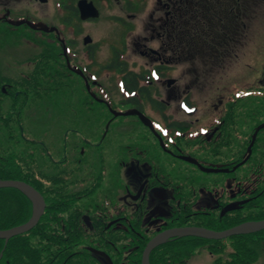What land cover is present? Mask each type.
Returning a JSON list of instances; mask_svg holds the SVG:
<instances>
[{"label":"flooded vegetation","instance_id":"af4514ba","mask_svg":"<svg viewBox=\"0 0 264 264\" xmlns=\"http://www.w3.org/2000/svg\"><path fill=\"white\" fill-rule=\"evenodd\" d=\"M80 1L83 0H0V37L27 25L31 35L44 34L46 38L57 40L63 58L61 64L68 68L63 72L64 77L73 75L84 84L86 107L95 102L101 111H108L111 115L102 125L105 128V135L100 137L103 141L93 144L85 136L80 153L89 152L95 145L94 148L100 152L101 169L107 178L111 176L112 181V176L121 173L129 160L138 164V167H129L130 172L139 168L141 175L137 178L142 182L138 190H132L131 183L125 186L123 181H116L118 177L113 181L117 183L98 186L90 196L83 193L92 188V183L84 189L71 186L72 192L82 193L78 198H86L94 207L92 217L95 222L98 224L101 220L105 225L106 234L100 237L96 233L94 247L108 254L113 264H143L140 258L149 240L167 230L200 226L222 231L263 217H257L255 212L264 214V170H254L255 166L254 169L244 168L253 160L264 163V120L261 122L264 108L259 105L256 64L246 63L251 67L249 75L230 81L231 67L239 62V43L243 36H248L247 31H250V39L254 38L253 28L247 27L244 18L253 0H212L210 6L209 0H86L87 4L91 2L99 10V16L87 20L80 18ZM193 3L198 6L193 7ZM111 5L115 6L109 8ZM46 8L51 9L52 19L57 20L54 26L43 23L42 12ZM210 8L218 12V20L213 27L209 23ZM106 11L110 13L105 17L116 25L112 28L116 36L111 44L125 46L124 52L117 50L102 65L108 77H114L115 93L108 82L100 80L99 73L94 72L91 64L78 60L80 52H74L78 43L66 37L63 27L66 22L62 21L79 18L84 23L99 22ZM242 17L244 24L240 22ZM250 17L249 13L248 19ZM242 25L247 28H242ZM87 36L91 37L88 44L85 43ZM83 41L86 55L95 62L97 41L91 34L86 35ZM219 73L228 80L222 89L214 85L215 75ZM246 79L247 84L242 85V80ZM22 84L24 80L18 79L17 95L24 93ZM204 84L211 85L209 89L216 87L214 93H218L216 98L220 103L214 104L213 111H201L199 93ZM244 100H255L259 105L250 110L251 125L240 122V107ZM130 110H139L150 117L158 133L151 131L149 139L142 137L138 144L121 147L120 154L115 157L116 162L110 163L108 152L111 148L106 141L108 130L127 121H139L145 125L138 115L115 116L113 113ZM245 126L248 132L243 133L242 127ZM246 149L248 155L244 153ZM159 150L189 162L196 173L199 169L207 173L202 166L229 169L230 172L221 173L232 176L234 187L226 192L223 181L213 178L207 181L181 170L178 175L177 172H169L160 161ZM228 150L233 152L230 156L226 154ZM251 154L253 156L250 157ZM239 164L242 165L235 168ZM109 166L114 172L111 173ZM240 172L242 174L238 175ZM209 173L215 177L224 176ZM122 189L124 197H120ZM42 193L48 209L50 191L45 189ZM100 194L105 197L106 204L95 206L92 203H97ZM153 203L158 204L155 207ZM102 208L105 219L100 218ZM253 243L257 245V241ZM234 245L245 249L243 239L208 240L191 235L171 237L155 247L150 263L209 264L213 261L215 264H234L236 258L249 255L244 252L226 253L229 248L235 249ZM202 249L210 253L209 258L197 256ZM88 254L92 257L89 259L91 264H109L101 252L88 250ZM118 259L125 262L119 263Z\"/></svg>","mask_w":264,"mask_h":264},{"label":"rangeland","instance_id":"374dc122","mask_svg":"<svg viewBox=\"0 0 264 264\" xmlns=\"http://www.w3.org/2000/svg\"><path fill=\"white\" fill-rule=\"evenodd\" d=\"M114 6L115 5H111L109 8ZM50 11V8L43 10V23H46V25L49 26H54L57 23V20L52 19ZM109 13V11H106L104 13V18L99 22L84 23L83 21H80L79 18H69L62 21L66 22V25H63L66 37H69L71 40H75L78 43V45H76V50H74L77 54L80 52L78 60L80 62L82 61L84 64H91L90 66L93 67L94 72L99 73L100 80L108 82L109 87H112V91L115 93L117 88L112 84L114 82V77H108L106 71L102 68V65L107 63L117 50L124 52L125 46L111 44L113 37L116 36V31L112 28L116 27V25L113 20L105 17ZM249 13L251 14V17L248 19ZM108 17L111 18L113 16L109 15ZM244 18L247 27L253 28L254 38L251 40L249 35L250 31H247L248 36H243V41L239 43V47H237V53L239 56L237 60H239V62L234 63L233 67H231L232 73H230V81L238 79V77L243 78L245 77V74L249 75L251 67H247L245 64L251 62L256 64L258 84H260L261 80L264 81V0H256L250 6V11L247 12ZM245 27L246 26L242 25V28ZM0 33H2V31H0ZM31 34L32 33L29 31L27 25H22L19 31L12 30L10 34L3 36L2 38L0 37V88L2 87L6 89V95L2 99L3 101L1 104L2 111L4 113L9 111L14 112V110H18V108L23 105L24 112L19 110V117L24 119V126L21 128L15 126L17 127V133L20 134V132L27 131L26 133L38 136V140H42L43 143L51 149L52 155H48L45 148L41 151L39 145L34 146L30 143H27L26 147L21 145L22 150L26 148L30 149V152L31 150H34V147L38 150L35 152L37 165L40 166L41 172L47 177L59 176L62 172H65V174L69 173L71 176H75L72 181L73 186L84 189L85 186L92 183V181H96V177L98 176L97 172L101 170L103 164L100 160V152H98L96 147L94 148L95 145L89 152L86 151V153H80V150L85 144V142L82 141V138L83 136L89 137L93 144L103 141V138H100L105 135V128L102 125L111 115L108 111H101L95 102L91 104V107H89V105L86 107V102H84L86 99L84 97V84L78 77H74L73 75H71V77H65L58 90H53L47 94L46 92H43L41 95L34 98L31 94H29L30 96L28 98L17 97L16 91L19 88L16 86L17 80L24 78V76L28 75L30 72L34 74L40 67H42L39 60L45 54V61L49 59V47L54 49L52 53L55 56H59L60 59H58V61L63 59H61L59 55L60 45L57 40L55 41L51 38H46V35L44 36V34H35L36 36ZM89 34H91L93 39L97 41L96 49L98 53L95 62L90 61L88 55L85 53L86 51H84L83 38ZM60 69V64L51 60L50 63H48V65L46 64L42 69V71H44L42 76L46 79V75L54 74L55 71ZM222 75L224 76V73H222ZM215 77H217L216 81H214L215 86L219 85L222 89L223 86L227 85L228 80H226L225 77H221L220 73L216 74ZM242 81L244 82L242 85L247 84V79ZM210 86L211 85L205 86L204 84V88H201V92L199 93L201 96V102L199 103L202 108L201 111H213L215 109L213 107L214 104L217 105L220 103L217 100L218 98H216L218 93H214L216 87L209 89ZM195 94L197 95L196 98H199L197 92H195ZM16 103H20V105L16 107ZM259 105H263L264 108V98L260 100ZM259 105L255 100H244V102L241 103L240 122L242 125L253 124L251 123L250 110L252 107H257ZM260 108H262V106ZM261 112L264 113V109ZM263 120L264 115L261 117V122ZM121 123H119L120 125H113L110 130H108L109 134L106 137L107 145L111 148V151L108 152V161L110 163L113 161L116 162L115 157L120 154L119 150L122 149L121 147L136 142V144H138L139 138L145 137L149 139L152 136L151 130L139 121L136 123H133V121ZM242 132H248L247 126L242 127ZM5 138V132L0 129V146L1 144H4ZM262 144L264 145V135ZM159 152L160 161L165 164L169 172H177L178 175L182 171L191 176H200L207 181L212 178L216 181H223L222 183L225 185L226 192H230L234 187L233 184H235V180H233L232 176L220 172L213 174H222L224 176L215 177L216 175H212V173L209 172L205 173L200 169L197 170L196 173L192 170L189 162L180 160L179 158H173L166 152L164 154L161 150H159ZM231 152V150H228L226 151V154L230 156L233 153ZM244 153L248 155V150L246 149ZM251 156H253V154H251L250 157ZM255 163L260 164V166L263 165L264 167V163L253 160V162H250V164L244 168L251 169ZM130 165H134L135 167L137 165L138 167V164L131 159L121 169V173L117 176H112V178L114 181L118 177L116 181H123L125 186H129L128 184L131 183V189L138 190L141 186L142 180L140 179L141 181H139L137 177L141 174L139 168L134 172H130ZM219 169L221 171L228 170L224 167H220ZM262 170H264V168ZM110 171L111 173L114 172L111 167ZM235 172L236 171H234V174ZM241 174L242 172L238 173V175ZM110 177L111 176L107 178L104 176L100 185L106 187L108 183H117L110 180ZM134 178L136 179L134 180ZM102 187L99 188L101 189ZM119 193L120 197H124L122 196L124 195L123 189L120 190ZM127 201H129V199H127ZM79 204L81 206L83 205L85 208H94L86 198L85 200H81ZM153 204L152 205L156 207L158 203ZM35 206L36 204L34 202V204L31 205L30 210L32 214L34 213ZM90 213L89 209L84 211L85 216L89 214L86 217L87 219L90 217ZM83 220L86 222L84 218ZM257 235L259 236V238L256 239L257 245L251 243L253 248H255L254 246L258 248L253 257L256 259L255 262H257V264H264V239H260L264 236V231L257 233ZM245 241L253 242V240L246 238ZM229 249H227L226 253L231 254L234 249ZM216 251L219 250L216 249ZM197 254L200 258L201 256H206L207 258L210 256V253L203 249L200 254L199 252ZM215 254L218 255L220 253L215 252ZM118 262L122 263L125 262V260L118 259ZM209 264L215 263L209 261Z\"/></svg>","mask_w":264,"mask_h":264},{"label":"trees","instance_id":"16d2710c","mask_svg":"<svg viewBox=\"0 0 264 264\" xmlns=\"http://www.w3.org/2000/svg\"><path fill=\"white\" fill-rule=\"evenodd\" d=\"M209 1H211L210 6L213 1ZM196 4L193 3L192 6L197 7L198 5ZM240 11L243 13L241 8ZM209 12V23L213 27V24H216L218 20V12L211 8ZM242 20L243 17L240 22L244 24ZM49 54L47 61H45L46 54L39 60L42 67L35 74L29 75V80L22 84L24 93H19L17 97L28 98L29 94L32 97H36L43 92L47 94L53 90H58L65 78L62 68L55 71L54 74L46 75V79L42 76L44 66L48 65L51 60L55 62L58 60L53 53L49 52ZM5 95V91L1 87L0 129L5 132L6 138L4 144L0 146V179H22L30 182L41 192L45 189L49 190L50 195L47 198L50 205L39 224L30 232L12 237L7 243L5 239H0V255L3 253L0 258V264H91L89 259L92 257L91 254H88L87 246H94L96 233L100 237L106 234L105 225L101 220L98 224L95 222V218L91 215L95 210L94 208H85L79 204L81 199L78 198V195L82 193L71 191L72 181L75 176L62 172L59 176L47 177L41 172L40 166L37 165L35 152L38 150L35 147L30 152V149L25 148L22 150L21 145L26 147L27 143L34 146L39 145L41 151L44 148L47 151L48 146L42 142L39 144L38 136L26 133L27 131L24 133L20 132V134L17 133V127L15 126L20 128L24 126V119L19 117L20 111L24 112L23 105L18 110H14V112L4 113L1 104ZM19 105L20 103H16V107ZM254 166L255 169L260 170L263 167V165L260 166L258 163H255ZM104 176H106L104 169H101L96 181H92V188L85 190L83 194L90 196L98 186H101ZM94 186L95 188L93 189ZM100 197L97 199V203L92 204L104 206L106 204L105 197L103 194H100ZM31 205L32 201L22 191L13 188L0 189V229L8 230V228L19 226V224L29 220L32 215L30 211ZM87 209L91 212L88 219L86 217L89 214L86 216L84 214ZM100 211L103 213L100 214V218L105 219L104 208ZM255 213L257 217L263 216L261 218H264L263 213ZM234 238L243 239L245 243V249L243 250L241 246H235L238 253L249 254L246 258H236L234 264H254L256 259H254L253 254L256 250L251 246V243L255 242L256 238H259L257 233L234 236ZM245 238L253 240V242L245 241ZM260 239H264V236Z\"/></svg>","mask_w":264,"mask_h":264},{"label":"water","instance_id":"95a60500","mask_svg":"<svg viewBox=\"0 0 264 264\" xmlns=\"http://www.w3.org/2000/svg\"><path fill=\"white\" fill-rule=\"evenodd\" d=\"M86 2H87L86 0H83L80 1L79 3V6L81 7L82 18L86 19L89 18V16H93V17L98 16L97 8L93 6L91 2H89L88 4ZM143 118H145V120L149 122L147 123L149 126L154 128L151 121H149L146 117ZM205 170L208 171L210 169H205ZM213 171H220V169ZM6 187H11L15 189L18 188L19 190H22L28 196H30L35 201L36 204L34 209V214L29 221L17 227L8 228V230H0V238H4L8 240L11 237L18 236L21 233L30 231V229L34 228L38 224L42 215L45 212L44 210L46 207V200H44V197L41 194V192L35 189L30 183L24 182L19 179L17 180L0 179V188H6ZM263 229H264V220L236 225L233 226V228L222 231H216L213 229L210 230L204 227H192V226L177 227V229L167 230L165 233L158 234L155 236V238L152 239V241L147 245L146 249L144 250L142 263L151 264L150 263L151 251L155 248V246L166 242V239L168 237H173L177 235L179 236L195 235L197 237L201 236L208 239L211 238L222 239L224 237L234 236V234L255 233L256 231H260Z\"/></svg>","mask_w":264,"mask_h":264}]
</instances>
